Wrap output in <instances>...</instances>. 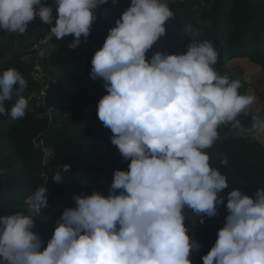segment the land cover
Returning a JSON list of instances; mask_svg holds the SVG:
<instances>
[{
  "label": "clouds",
  "instance_id": "1",
  "mask_svg": "<svg viewBox=\"0 0 264 264\" xmlns=\"http://www.w3.org/2000/svg\"><path fill=\"white\" fill-rule=\"evenodd\" d=\"M107 2L56 0L54 17L42 0H0V31L24 34L38 15L51 25L49 38L72 34L75 48ZM173 17L168 0H131L91 61V77L106 88L97 115L130 160L127 170L114 172L107 195H74L76 206L63 211L43 247L33 229L48 206L46 178L26 199V212L0 216V264H193L190 254L201 245L189 235L185 209L203 223L217 215L225 199L220 193L229 187L206 150L221 125L240 126L239 115L255 97L240 93V80L215 70L218 51L198 33L185 53L148 58ZM27 86L15 68L0 74V115H26ZM70 167L64 164L51 179L63 182ZM226 207V223L203 264H264V187L254 196L232 189Z\"/></svg>",
  "mask_w": 264,
  "mask_h": 264
},
{
  "label": "trees",
  "instance_id": "2",
  "mask_svg": "<svg viewBox=\"0 0 264 264\" xmlns=\"http://www.w3.org/2000/svg\"><path fill=\"white\" fill-rule=\"evenodd\" d=\"M168 3L174 17L166 23L167 35L146 53L148 58L155 52L185 53L192 35L198 33V39L214 43L218 51L214 68L219 74L238 79L226 67L237 58H247L264 71V0H168ZM130 4L131 0H108L96 9L97 18L89 36L87 39L82 36L81 43L71 47L65 59H60L61 47L72 43L74 35L62 40L49 38L39 61L44 72L60 82V89H50L42 107L28 101L33 109L27 108L23 118L0 115V216L26 212V199L47 178L48 206L34 228L44 242L43 247L51 239L63 211L76 206L74 195L94 191L107 195L114 172L127 170L130 163L111 142V129L94 112L87 113L86 102L90 89L104 83L91 77L92 58ZM53 15L58 16L56 10ZM50 27L36 16L24 34L0 31V74L10 67L19 70L28 81L24 92L28 100L42 84L33 76V65L24 58L33 52L36 40L43 38ZM11 36L17 39L20 51L8 47L7 38ZM240 81L239 91L245 94L247 83ZM67 103L69 114L65 112ZM238 119V128L221 125L219 139L206 150L211 165L226 175L229 186L220 193L225 199L217 215L205 216L201 223L195 212L185 209L187 217L194 221L192 238L201 245L190 254L193 264H203V256L214 246L218 231L226 223L228 193L240 188L243 194L254 196L264 187V145L254 136L264 126V108L255 110L244 121ZM46 149L52 152L47 161ZM222 157H227V164L221 163ZM64 164L71 167L68 173H63L64 181L56 183L51 178Z\"/></svg>",
  "mask_w": 264,
  "mask_h": 264
},
{
  "label": "rangeland",
  "instance_id": "3",
  "mask_svg": "<svg viewBox=\"0 0 264 264\" xmlns=\"http://www.w3.org/2000/svg\"><path fill=\"white\" fill-rule=\"evenodd\" d=\"M56 0H45L46 5H50L53 10H56L57 8V3L55 4ZM54 2V3H53ZM37 7V6H36ZM38 8V7H37ZM38 16V15H37ZM49 26V25H48ZM191 29V28H190ZM48 42V40H47ZM45 42L42 45H35L33 46L34 51L27 55L24 60L28 63L34 64L38 63L37 57L40 54L36 48L40 49L43 53L46 50ZM7 43L8 47L13 49L14 51L18 52L21 50V47L17 41V39L14 36H11L7 38ZM39 43V42H38ZM71 44V43H70ZM70 44L67 46H62L61 51H60V59H65L68 56L69 50H70ZM227 69L229 70V73L231 76L238 78L240 80H243L247 83L246 86V95H253L255 97V101L252 105H250L245 112L241 113L239 115V118L241 120H246L249 115H251L255 110L264 108V71L256 63L251 62L247 58H237L233 59L230 62L227 63L226 65ZM45 86H48L47 84ZM106 94V88L104 87V83L101 84L100 86H96L90 89V92L87 96V113L92 114L93 112L97 115V110H98V102L99 100ZM68 103L65 105V112L66 114H69V109H68ZM28 108L33 109L32 104L28 102ZM98 117V115H97ZM259 130H262L260 127L255 133L254 136L255 138L259 139L261 142L264 143V131L261 132ZM52 156V152L50 149L45 150V161H47L50 157ZM44 209H42L41 215L37 216L35 218V222L39 221L42 219V215H44ZM185 224L188 228V232L190 237L192 238L193 236V224L194 221L192 220L191 217H186L185 219ZM35 232H37L35 229H33ZM193 239V238H192Z\"/></svg>",
  "mask_w": 264,
  "mask_h": 264
},
{
  "label": "built area",
  "instance_id": "4",
  "mask_svg": "<svg viewBox=\"0 0 264 264\" xmlns=\"http://www.w3.org/2000/svg\"><path fill=\"white\" fill-rule=\"evenodd\" d=\"M47 40H49V31L46 33V35L43 38H40L38 40H36V45H42L45 42H47ZM39 42V43H38ZM47 44V43H46ZM45 44V45H46ZM36 50L40 51L37 60L38 63L31 64L33 65V76L35 79L39 80V82L42 84L41 89L38 92H35L31 95V97L29 98V102H31L34 106L36 107H42L46 104L47 98L49 96V92L50 89H60L61 85L60 82L56 79V78H52L51 76L47 75L44 70L43 67L41 66V63L39 61V56L41 54H43V52L38 48H36ZM34 51V49H33ZM48 86H45V85Z\"/></svg>",
  "mask_w": 264,
  "mask_h": 264
},
{
  "label": "crops",
  "instance_id": "5",
  "mask_svg": "<svg viewBox=\"0 0 264 264\" xmlns=\"http://www.w3.org/2000/svg\"><path fill=\"white\" fill-rule=\"evenodd\" d=\"M54 3V2H53ZM55 4H56V1H55ZM262 128V130H259V131H261V132H263L264 131V126H262L261 127ZM257 139V138H256ZM257 140H259V139H257ZM260 141V140H259ZM261 142V141H260ZM263 145H264V143L263 142H261Z\"/></svg>",
  "mask_w": 264,
  "mask_h": 264
}]
</instances>
